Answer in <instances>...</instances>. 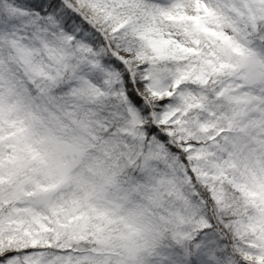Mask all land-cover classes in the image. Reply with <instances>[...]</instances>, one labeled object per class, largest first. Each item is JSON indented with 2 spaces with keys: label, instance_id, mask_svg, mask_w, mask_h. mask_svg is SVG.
Segmentation results:
<instances>
[{
  "label": "snow or ice",
  "instance_id": "1",
  "mask_svg": "<svg viewBox=\"0 0 264 264\" xmlns=\"http://www.w3.org/2000/svg\"><path fill=\"white\" fill-rule=\"evenodd\" d=\"M0 264H264V0H0Z\"/></svg>",
  "mask_w": 264,
  "mask_h": 264
}]
</instances>
